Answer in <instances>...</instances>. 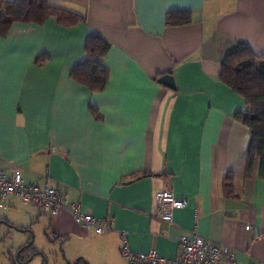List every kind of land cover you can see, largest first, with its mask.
Here are the masks:
<instances>
[{"label":"crops","instance_id":"crops-1","mask_svg":"<svg viewBox=\"0 0 264 264\" xmlns=\"http://www.w3.org/2000/svg\"><path fill=\"white\" fill-rule=\"evenodd\" d=\"M49 2L86 21L65 26L51 16L0 35V168L20 166L26 183L48 181L94 216L112 218V229L96 234L67 209L52 216L17 195L3 202L0 219L16 223L24 212L43 221L55 239L77 242L81 264H130L122 231L136 252L175 258L179 238L198 232L236 250L240 264H264L260 158L248 177L251 129L235 117L246 101L219 79L235 41L264 53V0ZM172 10L191 11L192 20L168 25ZM96 34L111 44L99 92L70 75ZM163 72L175 89L156 79ZM229 173L235 197L223 189ZM162 190L188 200L171 224L158 213Z\"/></svg>","mask_w":264,"mask_h":264},{"label":"trees","instance_id":"trees-1","mask_svg":"<svg viewBox=\"0 0 264 264\" xmlns=\"http://www.w3.org/2000/svg\"><path fill=\"white\" fill-rule=\"evenodd\" d=\"M51 16L65 26L86 21L83 15L54 6L49 0H0V35L6 36L15 22L42 24ZM191 20L192 12L188 10H172L166 19L168 25H181ZM110 48L111 44L102 36H89L85 46L86 57L73 66L71 77L94 92L103 91L110 76V68L104 62ZM47 59V55H42L36 58V63L43 65ZM166 73L171 72L158 73L155 77L158 79ZM219 79L246 101V108L235 115L251 129L246 175L251 176L255 161L260 158V175L264 178V53H257L247 42L235 41L222 57ZM91 111L99 117L96 109L91 108ZM140 175L134 174L133 177ZM223 189L227 196L235 197L232 174L225 176ZM31 247L33 255L40 253L33 242Z\"/></svg>","mask_w":264,"mask_h":264},{"label":"built area","instance_id":"built-area-1","mask_svg":"<svg viewBox=\"0 0 264 264\" xmlns=\"http://www.w3.org/2000/svg\"><path fill=\"white\" fill-rule=\"evenodd\" d=\"M12 195H17L23 202L39 206L43 212L56 216L62 209H67L77 222L96 234H104L112 229L107 219L94 216L83 209L78 200L70 199L67 194L52 186L47 181L43 185L26 183L20 166H12L10 170L0 168V201L5 202ZM160 218L171 224L177 209L185 207L188 200L179 197L172 190H162L156 194ZM251 226H247L249 229ZM123 244L121 252L130 264H220L229 261L240 264L237 252L228 245L215 243L198 232L184 234L178 240V255L166 258L156 249L146 252H136L132 249L127 234L121 232Z\"/></svg>","mask_w":264,"mask_h":264},{"label":"rangeland","instance_id":"rangeland-1","mask_svg":"<svg viewBox=\"0 0 264 264\" xmlns=\"http://www.w3.org/2000/svg\"><path fill=\"white\" fill-rule=\"evenodd\" d=\"M18 202L22 206L25 204L22 201ZM29 206L41 209L39 206L36 207L37 205ZM2 207L3 202L0 201V211L3 210ZM22 213L23 218H16L18 220L16 223L12 221L13 219L9 221L5 218L0 219V264H69L80 260L87 261L84 256L78 254L75 240L65 245L63 240L55 239L52 230L43 221L38 222L35 217ZM41 216L48 218L46 214ZM32 242L39 254L33 255ZM31 255L33 256L29 259ZM98 257L103 259L104 256L102 254Z\"/></svg>","mask_w":264,"mask_h":264},{"label":"water","instance_id":"water-1","mask_svg":"<svg viewBox=\"0 0 264 264\" xmlns=\"http://www.w3.org/2000/svg\"><path fill=\"white\" fill-rule=\"evenodd\" d=\"M158 81L163 85L173 88H176V83L174 80V76L171 73H166L158 78ZM131 181H127L126 183H130Z\"/></svg>","mask_w":264,"mask_h":264}]
</instances>
